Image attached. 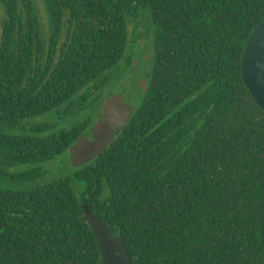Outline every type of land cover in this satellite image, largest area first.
<instances>
[{"label":"trees","instance_id":"trees-1","mask_svg":"<svg viewBox=\"0 0 264 264\" xmlns=\"http://www.w3.org/2000/svg\"><path fill=\"white\" fill-rule=\"evenodd\" d=\"M34 1L0 0L1 166L48 161L89 135L101 104L47 136L20 123L68 113L121 61L138 59L147 85L77 166L82 190L69 176L0 186V264H99L82 204L123 235L132 264H264V109L241 74L264 0H43L45 33ZM143 36L148 49L126 53Z\"/></svg>","mask_w":264,"mask_h":264},{"label":"rangeland","instance_id":"rangeland-1","mask_svg":"<svg viewBox=\"0 0 264 264\" xmlns=\"http://www.w3.org/2000/svg\"><path fill=\"white\" fill-rule=\"evenodd\" d=\"M35 7L37 9L38 20L40 28L43 32H47L48 21L47 11L43 0H35ZM146 26L139 25L137 27V33L145 34ZM47 35V34H46ZM148 40L146 38H138L136 44L128 42L126 53H141L143 48H147L145 45ZM148 49V48H147ZM149 53L145 54V58H148ZM136 67H128L124 61H121L118 65L107 71L108 81L102 87L96 88L94 83L79 92L77 98V106L71 108L68 113L63 111L57 113L51 111L49 113L36 116L24 120L20 123L23 125L20 131L24 133H32L31 126L36 124H47L48 127L43 130L33 132L36 136H47L52 132H56L61 128H68L80 122L86 121L95 117V111L101 104L103 105L105 99L110 95L120 93L124 97V101L129 104H136L139 100V86L140 80H144L141 77V68L138 67V59H133ZM85 92H88L85 96H82ZM101 102V103H100ZM69 110V109H68ZM70 112V113H69ZM1 166V165H0ZM0 174V186L9 189H27L34 188L45 182H49L58 177L69 176L72 178V184L75 190H82L85 186V182L82 179H77L75 173L77 167L73 166L69 160V151H64L60 155L54 156L48 161L38 164H13L10 166H1ZM29 172V174H26ZM32 176V178H24L25 176Z\"/></svg>","mask_w":264,"mask_h":264},{"label":"water","instance_id":"water-1","mask_svg":"<svg viewBox=\"0 0 264 264\" xmlns=\"http://www.w3.org/2000/svg\"><path fill=\"white\" fill-rule=\"evenodd\" d=\"M241 74L254 100L264 109V18L250 32L242 51ZM142 90L147 82L140 80ZM134 110L122 94L107 97L101 115L91 124L89 135L82 134L69 147V160L80 166L101 154L119 133ZM100 253L99 264H132L122 234H112L107 222L95 217L89 208L81 205Z\"/></svg>","mask_w":264,"mask_h":264}]
</instances>
